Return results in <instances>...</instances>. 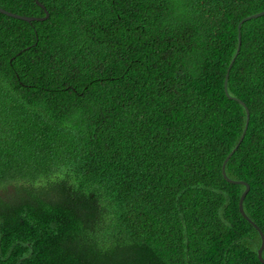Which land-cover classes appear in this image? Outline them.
I'll use <instances>...</instances> for the list:
<instances>
[{
	"label": "trees",
	"instance_id": "1",
	"mask_svg": "<svg viewBox=\"0 0 264 264\" xmlns=\"http://www.w3.org/2000/svg\"><path fill=\"white\" fill-rule=\"evenodd\" d=\"M37 1L0 13V264H264L221 172L240 100L225 173L264 235V15L224 90L264 0Z\"/></svg>",
	"mask_w": 264,
	"mask_h": 264
},
{
	"label": "water",
	"instance_id": "2",
	"mask_svg": "<svg viewBox=\"0 0 264 264\" xmlns=\"http://www.w3.org/2000/svg\"><path fill=\"white\" fill-rule=\"evenodd\" d=\"M35 3L40 6L44 12H45V16L42 17V18H36V17H27V16H21V15H17V14H14V13H11V12H8L4 9H1L0 8V13L7 16V17H11V18H14V19H18V20H22V21H25V22H32V21H44L48 18V13L47 11L45 10L44 6L41 5L37 0H34ZM264 15V11L262 12H259L257 14H254V15H251V16H248L244 19L241 20V22L238 24V44H237V50H236V53H235V56L234 58L231 60L230 64H229V67H228V71H227V74L225 76V81H224V90L226 92V85H227V79H228V72H229V69L231 68L232 64H233V61L235 59V57L237 56V54L239 53V49H240V46H241V36H240V28H241V25L250 20V19H255V18H258L260 16H263ZM227 94V92H226ZM237 100V99H236ZM242 106H244L245 108V111H246V120H245V126H244V129H243V132L240 136V139L238 141V143L236 144V146L234 147V149L227 155V157L224 159L222 165H221V172H222V175H223V178L226 179L228 182L230 183H233V184H240V185H243L245 187L243 193L241 194L240 196V199H239V205H238V208H239V212L240 214L243 216V218L245 220H247L259 233V236H260V239H261V244H260V247L257 251V257L259 259L260 262L264 263V259L262 257V251H263V248H264V235L263 233L261 232V230L259 229V227H257L248 217L247 215L245 214L244 210H243V201L245 199V196L246 194L248 193L249 191V185L243 181H233L231 179H229L225 173V165L227 163V161L229 160V158L232 156V154L234 153V151L237 149V147L239 146L240 142L243 140V137L245 135V132H246V129H247V126H248V121H249V111L247 109V107L243 104V102H241L240 100H237Z\"/></svg>",
	"mask_w": 264,
	"mask_h": 264
},
{
	"label": "rangeland",
	"instance_id": "3",
	"mask_svg": "<svg viewBox=\"0 0 264 264\" xmlns=\"http://www.w3.org/2000/svg\"><path fill=\"white\" fill-rule=\"evenodd\" d=\"M8 193H9V194L13 193V188L9 187V188L7 189V191H6V193L0 191V197H2V198L4 199L5 194H8Z\"/></svg>",
	"mask_w": 264,
	"mask_h": 264
}]
</instances>
